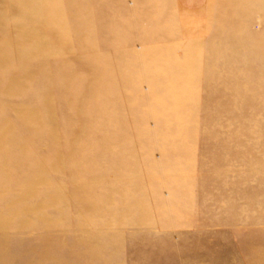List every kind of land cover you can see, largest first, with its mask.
Segmentation results:
<instances>
[{
	"label": "rangeland",
	"instance_id": "obj_1",
	"mask_svg": "<svg viewBox=\"0 0 264 264\" xmlns=\"http://www.w3.org/2000/svg\"><path fill=\"white\" fill-rule=\"evenodd\" d=\"M0 20L35 46L0 38L1 72L45 90L0 81V264H264V0H0Z\"/></svg>",
	"mask_w": 264,
	"mask_h": 264
},
{
	"label": "bare ground",
	"instance_id": "obj_2",
	"mask_svg": "<svg viewBox=\"0 0 264 264\" xmlns=\"http://www.w3.org/2000/svg\"><path fill=\"white\" fill-rule=\"evenodd\" d=\"M1 23H2V21L0 20V24ZM32 31H34L33 27H27V29L21 28L19 30L18 36L16 34H8V35L5 34V36L0 35V38H4L7 41V43L11 46L10 47L11 50L13 49V50H15V52H17V51L21 52L22 47L24 48L25 46H27V44H28V46H27L28 49L31 48L32 46H34V40H31V41L29 39L26 40L27 39L26 35L27 34L29 35V33ZM22 39H25V41ZM4 49H6V47L0 46V50L2 52L4 51ZM9 62H10V60L8 61L7 56L0 55V81L5 84L4 89H6L7 92H10V93H12V95H14L13 98L20 100V98L23 97V93L31 94V93L36 92V91L37 92L38 91H45V90H42V88L40 86L38 87L35 85L34 86L30 85V83L32 82V79H33V73H31V72L27 73V71L29 70L28 68H25V70L22 73H20V71H18L19 74H16V76H14L12 73L5 76V74L2 73L1 70H3V68ZM6 73H7V68H6ZM28 84L31 86L29 89L27 87ZM44 108H45V111L49 109L48 107H44ZM29 112H31V111H29ZM27 115H28V113L26 114V117H24V114H22L20 116L21 118L19 117V120H22V121L24 120V122H26ZM43 119H44V121L48 122L49 117H46ZM27 125L31 126L30 123H28V122H27ZM36 127H40V126H35L33 128L35 129ZM29 138H32V136L29 135ZM51 168H53V167H51Z\"/></svg>",
	"mask_w": 264,
	"mask_h": 264
}]
</instances>
